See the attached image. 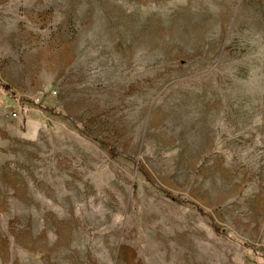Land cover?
I'll list each match as a JSON object with an SVG mask.
<instances>
[{"label": "rangeland", "instance_id": "374dc122", "mask_svg": "<svg viewBox=\"0 0 264 264\" xmlns=\"http://www.w3.org/2000/svg\"><path fill=\"white\" fill-rule=\"evenodd\" d=\"M0 83V264H264V0H0Z\"/></svg>", "mask_w": 264, "mask_h": 264}, {"label": "trees", "instance_id": "16d2710c", "mask_svg": "<svg viewBox=\"0 0 264 264\" xmlns=\"http://www.w3.org/2000/svg\"><path fill=\"white\" fill-rule=\"evenodd\" d=\"M0 84H1V83H0ZM1 86H2V85H1ZM2 87H3V89L6 90V91L8 90L7 87H5V86H2ZM10 96H11L12 98L15 97L13 94H10ZM23 101H24V100H23ZM40 108H41L42 110L46 111V112L51 113V114H58L56 111H54V109L42 108V107H40ZM98 143H99L101 146H103V147H105V148H109V149L111 150V148H110L107 144H105V143H103V142H99V141H98ZM111 154H112L113 157H115V158H119V156L116 155L115 152H114L113 150H111ZM172 200L175 201V202H178V203H184V202L180 201V200L177 199V198H172ZM263 258H264V256H263Z\"/></svg>", "mask_w": 264, "mask_h": 264}, {"label": "built area", "instance_id": "2783aa9c", "mask_svg": "<svg viewBox=\"0 0 264 264\" xmlns=\"http://www.w3.org/2000/svg\"><path fill=\"white\" fill-rule=\"evenodd\" d=\"M17 115H16V113L15 112H11L10 114H9V117H11V118H15Z\"/></svg>", "mask_w": 264, "mask_h": 264}]
</instances>
